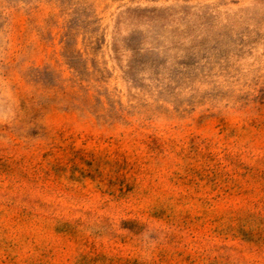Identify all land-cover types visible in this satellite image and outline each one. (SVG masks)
I'll list each match as a JSON object with an SVG mask.
<instances>
[{"label":"rangeland","instance_id":"rangeland-1","mask_svg":"<svg viewBox=\"0 0 264 264\" xmlns=\"http://www.w3.org/2000/svg\"><path fill=\"white\" fill-rule=\"evenodd\" d=\"M0 264H264V0H0Z\"/></svg>","mask_w":264,"mask_h":264}]
</instances>
